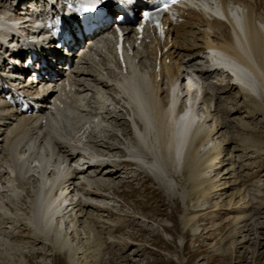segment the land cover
<instances>
[{
    "label": "bare ground",
    "instance_id": "6f19581e",
    "mask_svg": "<svg viewBox=\"0 0 264 264\" xmlns=\"http://www.w3.org/2000/svg\"><path fill=\"white\" fill-rule=\"evenodd\" d=\"M19 1L10 2V12H15ZM220 2L225 19L214 16L218 10L211 3L210 12L190 9L186 23L170 24L169 32L175 36L172 52H163L169 45L167 40L153 39L144 52H134L132 56L128 52L126 72L112 54L78 70L70 84L75 90H53L57 116L52 113L50 117L44 110L39 117H20L8 103L0 102V225H5V217H12L9 213L12 200L4 193L27 192L29 188L37 225L56 227L53 233L57 236L66 226L76 236L84 228L90 234L89 240L93 233L97 234L99 220L88 210L105 208L97 199L104 197L103 191L109 186L115 188L117 179L124 172L128 174L130 167H138L135 169L149 173L159 184L173 189L169 177L187 173L193 195L208 200L214 195L225 197L242 185L241 165L236 168L234 158L236 173L229 169L224 172L226 187L218 184L222 178L206 173L227 168L222 156L225 149L217 141L231 143L230 137L223 138L232 122L226 114L231 117L241 109H245L248 114L245 117L249 119L264 114V0H232L236 5L234 16L230 15L229 1ZM6 19L0 16V21ZM127 39L132 49L139 50L137 40L131 36ZM169 57L172 63H168ZM186 80L192 96L186 108L191 113L180 116L182 106L177 111L173 106L184 93ZM20 88L36 93L31 86ZM197 92L201 93L198 104L194 101ZM85 93L88 102L82 103ZM229 102L234 109H228L227 105L219 108V103ZM120 131L124 133L118 135ZM249 201L235 208L238 201L234 200L229 210L244 211L250 206ZM259 207L263 216L264 203ZM239 219L245 225L236 224L233 239L250 232L251 227L253 231L256 228L253 224L259 223L257 215L251 213ZM262 225L259 224L261 228ZM96 234L92 236L95 241L99 239ZM69 241L65 238L59 251H68L74 264L79 252L69 250ZM246 241L249 242L247 238ZM92 242L91 239L88 244ZM115 243L129 246L128 241Z\"/></svg>",
    "mask_w": 264,
    "mask_h": 264
},
{
    "label": "rangeland",
    "instance_id": "374dc122",
    "mask_svg": "<svg viewBox=\"0 0 264 264\" xmlns=\"http://www.w3.org/2000/svg\"><path fill=\"white\" fill-rule=\"evenodd\" d=\"M5 6L4 1L0 2L1 11ZM232 102L219 104L234 109ZM227 115L232 122L226 130L229 135L224 134L223 138L230 137L231 143L226 145L221 139L217 140L225 149L222 156L227 168L206 174L222 178L217 183L226 187L224 172L229 169L236 173L234 165L237 163L236 168L241 165L243 182L235 187V191L230 190L225 197L214 195L208 200L193 195V184H187V173L169 177L175 186L173 189L159 184L149 173L136 170L138 167H130L128 174L124 172L117 179L115 188L109 186L103 191L104 197L97 199L96 202L105 208L88 210L99 220V228L95 227L97 234L92 235H98L99 239L95 241L91 236L89 240L93 242L88 244L90 234L84 228L76 236L71 235L72 229L66 226L57 236L53 233L56 227L37 225L30 189L27 188V192L19 190V195L10 190L4 196L9 195L12 200L9 212L12 217H5V225H0L3 229L0 230V264H72L69 252L59 251L67 237L69 250L79 252V260L74 264H264V227L259 226H264V215L258 212L264 203V114L249 119L245 109H241L237 115ZM116 124L114 121V128ZM123 128L127 130V122ZM117 133L122 135L124 132ZM232 158L237 162L233 163ZM234 200L238 201L235 208L248 200L250 206L244 211H231ZM250 213L259 219V223L253 224L256 228L252 231V225H249L252 232L233 239L239 218H246ZM113 241H128L129 246H115Z\"/></svg>",
    "mask_w": 264,
    "mask_h": 264
},
{
    "label": "snow or ice",
    "instance_id": "6c2138e0",
    "mask_svg": "<svg viewBox=\"0 0 264 264\" xmlns=\"http://www.w3.org/2000/svg\"><path fill=\"white\" fill-rule=\"evenodd\" d=\"M97 3H99V0H92V5H95V4H97ZM85 11H95V8L94 7H92V6H85ZM145 15H148V16H150L151 15V13L149 12V13H145Z\"/></svg>",
    "mask_w": 264,
    "mask_h": 264
}]
</instances>
